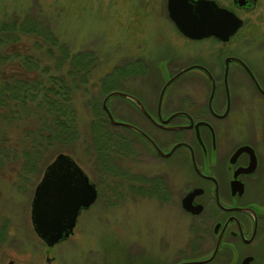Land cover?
<instances>
[{
  "label": "rangeland",
  "instance_id": "rangeland-1",
  "mask_svg": "<svg viewBox=\"0 0 264 264\" xmlns=\"http://www.w3.org/2000/svg\"><path fill=\"white\" fill-rule=\"evenodd\" d=\"M218 1L231 5V0ZM37 5L71 51L89 49L97 57L85 88L72 94L78 136L62 151L69 153L96 183L98 195L88 207L81 208L73 232L48 246L33 230L30 204L45 167L42 162H49L56 152L49 149L36 170L33 168L25 175H22L20 159H3L0 264H146L154 259L171 262L178 255L177 250L185 247L190 235L188 215L176 202L180 192L177 186L182 184V178L173 172L175 158L166 161L142 143L130 144V130L104 122V114H101L102 131L110 136L123 134L127 140L125 149L113 146L109 160L100 161L90 141L91 125L98 121L92 104L101 105L104 95L112 89L146 91L154 98L163 79L184 65L187 56L196 55L195 51L199 50L207 52L213 46L230 48L251 62L264 61L260 57L264 50V0H253L237 8L244 22L226 43H212L210 39L190 41L182 36L167 15L166 0H0V18L5 12H20L26 8H33L37 13L40 10ZM138 55L147 60L148 66L142 75L133 76L129 61ZM114 70L119 72L107 80L111 85L103 87L104 78ZM199 72L183 73L178 81ZM219 74L221 70L216 69L215 75ZM219 79L217 92H222ZM197 88L202 96L208 91L209 83L200 79ZM148 103L153 105V102ZM108 105L116 119H134L146 125L126 97L113 95ZM161 105L164 112L167 93ZM248 110L247 122L243 124L245 135L255 141L257 138L264 151V107ZM253 127L258 128L254 131ZM153 131L159 133L156 129ZM147 178L156 180V189L160 191L149 196L133 194L136 190L133 182Z\"/></svg>",
  "mask_w": 264,
  "mask_h": 264
},
{
  "label": "flooded vegetation",
  "instance_id": "flooded-vegetation-1",
  "mask_svg": "<svg viewBox=\"0 0 264 264\" xmlns=\"http://www.w3.org/2000/svg\"><path fill=\"white\" fill-rule=\"evenodd\" d=\"M213 1L238 16L241 26L244 18L237 8H243L253 0H231V5ZM166 11L168 15L167 0ZM178 31L190 41L210 39L212 43H226L230 39L229 36L223 40L213 34L192 38ZM199 51H195L196 55L190 52L184 65L175 72L186 67L188 69L180 76L192 70L200 72L181 82L178 81L180 76L171 81L162 97L167 93L164 112L162 105L158 107V101L168 77L163 79L157 94H153L155 99L146 91H129L151 117L132 102L139 119L147 126L134 119L128 121L147 133L159 148L170 153L167 156L159 154L132 129H129V142L134 146L142 143L162 159L175 158L173 172L182 178V184L177 186L180 192L176 202L189 219L190 235L185 247L177 250L178 255L171 262L154 259L146 264H264V151L257 138L255 141L246 137L243 125L251 110L248 108L257 111L264 107V61L251 62L223 46ZM260 57L264 58V50ZM132 60L129 61L130 72L133 76L142 75L148 66L147 60L140 55ZM216 69L221 70L218 76ZM218 78L222 82V92H217ZM200 79L209 83L208 91L202 96L197 93ZM149 101L153 102L152 106ZM257 128L253 127L254 131ZM120 137L126 138L123 134ZM244 145L246 148H242ZM95 186L97 188L96 183ZM132 186L136 195L149 196L160 191L152 189L148 178L133 182ZM184 199L188 208L183 205Z\"/></svg>",
  "mask_w": 264,
  "mask_h": 264
},
{
  "label": "trees",
  "instance_id": "trees-1",
  "mask_svg": "<svg viewBox=\"0 0 264 264\" xmlns=\"http://www.w3.org/2000/svg\"><path fill=\"white\" fill-rule=\"evenodd\" d=\"M38 8L0 18V170L3 159H20L22 175L36 170L49 149H67L78 136L72 94L85 88L97 60L92 50L71 51ZM118 72L109 73L103 87ZM92 107L98 121L91 125L90 141L97 159L107 162L111 148L121 150L126 138L102 131L101 114L104 122L107 116L101 105ZM151 182L156 189L158 182Z\"/></svg>",
  "mask_w": 264,
  "mask_h": 264
},
{
  "label": "water",
  "instance_id": "water-1",
  "mask_svg": "<svg viewBox=\"0 0 264 264\" xmlns=\"http://www.w3.org/2000/svg\"><path fill=\"white\" fill-rule=\"evenodd\" d=\"M167 10L169 18L177 29L192 38L213 34L226 40L241 24L238 16L213 0H167ZM186 69L188 67L180 69L167 78L160 91L159 108L167 86ZM226 72L227 69H225V80ZM208 74L211 77L209 72ZM113 95L126 97L149 115L137 97L120 89H112L101 101V107L108 122L137 131L159 154L169 155L170 151L159 148L154 140L136 125L127 120H118L113 116L108 105V100ZM96 197L95 183L90 181L80 164L69 153L58 151L45 165L33 190L30 204L33 230L46 245L55 244L73 232L79 211L93 203ZM183 205L189 207L186 199L183 200Z\"/></svg>",
  "mask_w": 264,
  "mask_h": 264
}]
</instances>
